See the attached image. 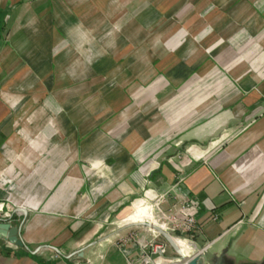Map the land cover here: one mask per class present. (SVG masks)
<instances>
[{
  "label": "crops",
  "instance_id": "crops-1",
  "mask_svg": "<svg viewBox=\"0 0 264 264\" xmlns=\"http://www.w3.org/2000/svg\"><path fill=\"white\" fill-rule=\"evenodd\" d=\"M184 195L264 264V0H0V264H139L144 202Z\"/></svg>",
  "mask_w": 264,
  "mask_h": 264
},
{
  "label": "built area",
  "instance_id": "built-area-1",
  "mask_svg": "<svg viewBox=\"0 0 264 264\" xmlns=\"http://www.w3.org/2000/svg\"><path fill=\"white\" fill-rule=\"evenodd\" d=\"M163 202L164 200L156 204V215L159 218L166 217L167 219V221H164L163 224H161L162 228L172 231H176V229H179L182 232L197 230V205L190 199L188 195H184L180 201L171 204L167 208L161 206V203ZM0 210H2L1 206ZM7 217L11 218L13 217V215L11 213H7ZM148 231L151 232V236L148 239L147 237L143 236L137 237V243L141 253L139 264H165V262H170L171 259H167L168 243L160 239V232H158L154 228L149 227ZM177 234L178 235L174 238H181L178 232ZM190 244L194 247L192 248V250H194V252L197 251V256L200 258L209 251L208 247H203L198 251L197 246L193 242H191ZM158 258H162L163 261L157 260ZM186 258L187 257L182 254L181 257L175 260L174 264H183V262L186 261ZM204 261H206V259H204ZM129 263L133 264L132 261H130Z\"/></svg>",
  "mask_w": 264,
  "mask_h": 264
},
{
  "label": "rangeland",
  "instance_id": "rangeland-1",
  "mask_svg": "<svg viewBox=\"0 0 264 264\" xmlns=\"http://www.w3.org/2000/svg\"><path fill=\"white\" fill-rule=\"evenodd\" d=\"M157 203L156 201L154 200H151V199H148L147 201L144 202V205L148 206L147 207V214L152 216V218L156 219L158 221V223L160 224H163L164 221H167L166 217H161L159 218L157 215H156V204ZM161 206H166L167 208V205H165V203H161ZM135 212V211H134ZM117 214V212H116ZM114 215L112 218H111V222H113L114 224H117V223H127V222H130V220L126 221V220H123L122 218L123 217H119V215ZM154 219V220H155ZM155 220V221H156ZM144 222H140V223H135L133 224L135 227L134 228H131V230H129L127 233L128 236H131L132 234H136L135 236L137 237H142L143 235L145 237H147V239L149 238L147 235H146V232L148 230V228L150 227L149 225H147L146 223L149 222L148 220V217H145ZM169 226H172V225H169ZM134 229H137V230H134ZM164 229V228H163ZM141 230V231H140ZM156 230V229H155ZM136 231V232H135ZM140 231V232H139ZM158 231V230H157ZM166 231H171V232H178L179 235L181 236V238H184V239H187V241L189 243L193 242L196 246H197V250H201L203 247L199 246L196 242V231H189V232H182L180 231L179 229H176V231H172V230H166ZM139 232V233H138ZM159 232V231H158ZM170 232V233H171ZM126 235V234H125ZM178 235V234H177ZM119 238L117 239V243H120L121 240L125 237V236H118ZM160 239L162 241H166L168 243V252H167V255H168V258L167 259H171L170 262H165V264H174L175 260L178 259L179 257H181V253H179V251L177 249H179L178 247H175L169 240L168 238H166L162 233H160L159 235ZM196 251V250H195ZM197 252V251H196ZM191 253H195L194 250L191 251ZM203 256H201L202 258ZM187 259V258H186ZM185 259V260H186Z\"/></svg>",
  "mask_w": 264,
  "mask_h": 264
},
{
  "label": "water",
  "instance_id": "water-1",
  "mask_svg": "<svg viewBox=\"0 0 264 264\" xmlns=\"http://www.w3.org/2000/svg\"><path fill=\"white\" fill-rule=\"evenodd\" d=\"M22 213H25L24 210H18ZM9 219L0 218V237L7 238L10 242L16 243L18 245H23V241L20 238V230L21 225L19 226H12L10 222H8ZM147 225L150 227L158 230L160 233H162L168 240L177 247L176 243L173 241V238L177 236L176 232H168L165 229H163L160 225H157L155 223L147 222ZM179 253H182L180 249H177ZM209 254V258L204 261V255L203 258L196 257L191 259L189 262H186L185 264H224V257H217L214 253H211L210 251L206 252ZM72 261L76 264H82L86 263L88 260L84 257V250H80L75 257L72 259Z\"/></svg>",
  "mask_w": 264,
  "mask_h": 264
},
{
  "label": "bare ground",
  "instance_id": "bare-ground-1",
  "mask_svg": "<svg viewBox=\"0 0 264 264\" xmlns=\"http://www.w3.org/2000/svg\"><path fill=\"white\" fill-rule=\"evenodd\" d=\"M140 215L138 216L137 220L138 221H143L145 217H148V220L151 221V223H155L157 225H160L162 227V225L160 223H158V221L154 220L152 218V216L147 214V208H142L140 209ZM173 241L176 243L177 247L180 249V251L182 252L181 254H184L185 257H187L186 261L183 262V264H185L186 262H189L191 259L196 258L197 257V253H191L192 248H194L193 246H191V244L184 238H173ZM209 258V254L205 253L204 254V259H208Z\"/></svg>",
  "mask_w": 264,
  "mask_h": 264
}]
</instances>
